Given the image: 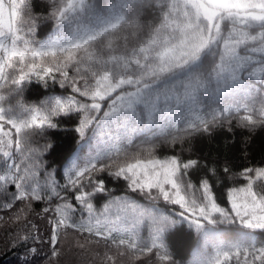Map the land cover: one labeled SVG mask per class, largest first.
<instances>
[{"label": "snow or ice", "instance_id": "snow-or-ice-1", "mask_svg": "<svg viewBox=\"0 0 264 264\" xmlns=\"http://www.w3.org/2000/svg\"><path fill=\"white\" fill-rule=\"evenodd\" d=\"M34 2L0 0V228L26 243L45 224L47 264L70 233L90 264H264V165L183 159L233 120L264 128V0ZM33 83L61 92L27 102ZM64 121L79 139L61 183L45 156ZM180 224L186 261L166 242Z\"/></svg>", "mask_w": 264, "mask_h": 264}, {"label": "trees", "instance_id": "trees-1", "mask_svg": "<svg viewBox=\"0 0 264 264\" xmlns=\"http://www.w3.org/2000/svg\"><path fill=\"white\" fill-rule=\"evenodd\" d=\"M34 8L36 12L45 11L42 5V0H35ZM50 25L42 26L38 32L39 38H44L50 30ZM61 90L56 87L45 90L39 84L33 83L25 92V100L27 102L38 101L46 94H60ZM236 122L233 120V131L229 132L224 127H218L213 130L211 135H200L195 137L191 142V152H184L183 159H199L201 163L212 165L213 163L222 166L223 162L227 160L234 172H239L246 166H260L264 165V128H259L254 133L248 132L235 126ZM74 122L64 121L60 128L49 132L48 138L53 144V148L46 154L45 160L48 165L58 171L60 175L57 177L58 181L63 183V163L66 158L76 149L77 141L79 139L72 129ZM187 148L188 145H185ZM246 147V154H245ZM89 146L83 145L81 147V155H85L89 151ZM177 154L168 149L161 148L158 155H172ZM203 172L193 171L191 178L194 182H198ZM107 186L115 188L116 194H121L124 189L123 182L117 185L116 182L107 178ZM237 184L242 181H237ZM140 199L142 203L145 201ZM103 202V197L97 199L96 203L99 206ZM226 206V204H225ZM42 204H34L36 211H39ZM0 211V215H3ZM40 228L39 235L43 240L36 241L29 240L25 242H18L15 240V230L11 227L0 228V264H47L46 257L50 254V246L48 244V232L45 224L36 221ZM144 235H147L145 228ZM76 234L70 233L67 240L64 241L61 249L64 253L59 258V264H90L91 257L87 254L82 255V250L72 247ZM195 234L190 231L186 224H180L172 229L166 236V242L172 252L178 259L183 258L185 261L190 258V252L195 243ZM258 245L264 244V234L257 237ZM36 248L37 252L31 254L30 248ZM96 248L95 245L92 246ZM70 249V251H69ZM102 251V247L98 249Z\"/></svg>", "mask_w": 264, "mask_h": 264}]
</instances>
